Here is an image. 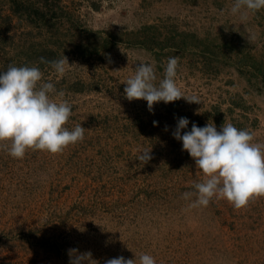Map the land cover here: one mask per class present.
<instances>
[{
    "label": "rangeland",
    "instance_id": "374dc122",
    "mask_svg": "<svg viewBox=\"0 0 264 264\" xmlns=\"http://www.w3.org/2000/svg\"><path fill=\"white\" fill-rule=\"evenodd\" d=\"M14 1L24 0H0V72L38 66L45 50L67 57L62 77L38 67L72 105L66 127L86 130L59 154L21 160L0 146V264H69L73 248L98 264L135 254L138 264L142 253L156 264H264V198L188 209L182 194L203 173L172 136L186 117L184 131L232 123L264 143V10L242 22L234 0H25L48 3L43 22ZM169 57L179 58L182 92L200 103L159 102L153 114L128 101L135 66L150 63L158 83ZM145 149L153 158L143 165Z\"/></svg>",
    "mask_w": 264,
    "mask_h": 264
},
{
    "label": "clouds",
    "instance_id": "9594fccd",
    "mask_svg": "<svg viewBox=\"0 0 264 264\" xmlns=\"http://www.w3.org/2000/svg\"><path fill=\"white\" fill-rule=\"evenodd\" d=\"M264 10V0H234L231 14L246 21L249 14ZM57 76L66 73L70 65L67 57L47 60ZM179 58L169 57L163 78L157 76L150 63L135 66V74L124 84V96L128 101L144 100L154 114V105L184 98L188 103L200 101L195 95L186 96L176 82ZM53 96L59 99H54ZM57 91L51 81L44 80V72L38 66L9 65L0 72V146L14 159H23L31 151L62 153L68 146L84 140L85 128L81 124L69 130L66 127L72 116V105ZM186 117L177 118L172 136L182 142L194 161L195 169L203 173V180L192 185L193 190L182 194L188 209L207 207L211 201L224 199L235 210L246 209L250 203L264 198V143L254 142V133L238 129L232 123H223L220 129L214 122L200 127ZM154 126L157 122H153ZM167 130V127L166 129ZM183 133V134H182ZM151 149L141 150L137 159L143 165L152 159ZM69 264H98L91 251L69 249ZM105 264H137V257L126 259L118 256L107 259ZM138 264H156L149 254H140Z\"/></svg>",
    "mask_w": 264,
    "mask_h": 264
},
{
    "label": "trees",
    "instance_id": "16d2710c",
    "mask_svg": "<svg viewBox=\"0 0 264 264\" xmlns=\"http://www.w3.org/2000/svg\"><path fill=\"white\" fill-rule=\"evenodd\" d=\"M13 1V0H12ZM31 2V1H30ZM14 3V5H16L17 6V9L19 10V11H24V12H28V11H33L34 9H36V12L37 13H43L42 12V9L44 8V7H46L47 5H48V3H46V2H41V3H37V4H34V5H30L31 3H28L27 1H14L13 2ZM49 6V5H48ZM50 7V6H49ZM51 8V7H50ZM17 11V10H16ZM44 11V10H43ZM46 11H49V9H46L45 8V12ZM45 12L42 14V16H43V18L44 19H39V20H42L43 22H46V21H48L49 20V15H45ZM12 14H10V16H11ZM30 16H33V14H30ZM56 53V51L55 50H45V51H43L41 54H38L37 56H38V61H39V58L40 57H45L47 60H53V56H54V54ZM42 66V65H46V64H41L40 62L38 63V66Z\"/></svg>",
    "mask_w": 264,
    "mask_h": 264
}]
</instances>
